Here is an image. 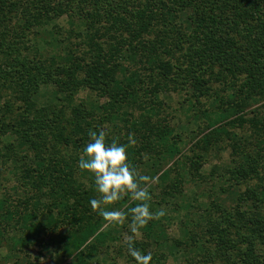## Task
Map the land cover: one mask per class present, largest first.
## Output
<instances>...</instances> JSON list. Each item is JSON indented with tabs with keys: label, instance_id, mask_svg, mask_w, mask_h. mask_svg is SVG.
Masks as SVG:
<instances>
[{
	"label": "trees",
	"instance_id": "trees-1",
	"mask_svg": "<svg viewBox=\"0 0 264 264\" xmlns=\"http://www.w3.org/2000/svg\"><path fill=\"white\" fill-rule=\"evenodd\" d=\"M48 87L57 102L40 107ZM180 117L196 125L187 152ZM90 129L134 135L130 162L165 213L132 239L152 264L184 252L180 264H264V0H0V236L16 231L22 248L50 236L66 264H118L101 253L127 251L126 227L92 209L78 168ZM222 149L229 163L202 173Z\"/></svg>",
	"mask_w": 264,
	"mask_h": 264
},
{
	"label": "clouds",
	"instance_id": "clouds-1",
	"mask_svg": "<svg viewBox=\"0 0 264 264\" xmlns=\"http://www.w3.org/2000/svg\"><path fill=\"white\" fill-rule=\"evenodd\" d=\"M88 137L89 142L84 145L78 158V168L93 181L97 198L89 201L92 209L112 224H119L130 216L133 232L149 221L164 216L163 209L153 211L150 208L148 184L151 178L141 174L130 162L128 149L136 144L134 135H128L126 144L118 143L115 139L108 143L103 130L90 129ZM126 197L136 202L127 213L115 208ZM125 243L128 255L135 264H152L151 253H143L137 249L131 238Z\"/></svg>",
	"mask_w": 264,
	"mask_h": 264
},
{
	"label": "rangeland",
	"instance_id": "rangeland-1",
	"mask_svg": "<svg viewBox=\"0 0 264 264\" xmlns=\"http://www.w3.org/2000/svg\"><path fill=\"white\" fill-rule=\"evenodd\" d=\"M67 23V18L63 17L60 20L57 21V24L63 26ZM67 26V24H66ZM52 87H48L42 91V94L39 97H36L34 101L38 104L40 107H47L51 105H55L57 100L55 99L52 91ZM60 96V95H59ZM61 95L60 97H62ZM64 97V96H63ZM165 101L172 105L173 108L178 107V102L183 100V96L178 94H167L163 96ZM64 99V98H63ZM78 102L84 101V100H90L89 93L85 90L81 91L77 98ZM263 104V103H262ZM179 121H173V123L176 126V130L178 133L184 132L185 134L189 135V145L186 148V152L194 145L196 141L192 139V133L195 132L194 129L196 128L195 124L188 125L189 121L184 118L180 117ZM190 121H192V117L190 118ZM188 125V126H187ZM210 131L206 132L205 134H208ZM203 136V135H202ZM200 136L199 139L202 137ZM9 140H11L9 138ZM231 152L228 149L217 151L210 155L207 158V163L203 167L202 173H211L212 169L217 166H225L230 161ZM146 159V157H145ZM33 164V163H32ZM150 189H152L156 194L159 192V188L157 187L156 181L151 182ZM186 193L189 196H193L196 193V189L194 186H186ZM223 198L227 199L223 196ZM200 203H204L205 199H198ZM164 210L168 213L170 210V206H164ZM171 214V213H169ZM180 218H174L172 226L168 230L169 236L171 238L177 239L179 237H182L183 233L180 231L181 225H180ZM125 226L126 228L121 230V239L126 245V241L131 238V241L133 238H136L138 240L141 239V235L139 231L133 232L130 228V223L128 220L122 221L121 226ZM63 229L58 232V235L63 234ZM133 232V234L131 233ZM18 234L16 231L7 230L6 232H3V236H0V264H66L62 252L59 249L58 245L51 246L50 244V236H45L41 238L40 240L34 238V244H32L28 248H22L21 246H16L14 242L11 240V238L17 236ZM118 248H122L121 245L117 244V248L112 249L111 252H108L107 254L102 252L101 256H108L110 254V258L112 257L116 260L115 262L118 264H129L127 262V251L125 249L118 251ZM104 251V250H103ZM118 251V252H117ZM183 252V251H182ZM189 254L185 255L184 253H177L173 256H170L168 259V264H180L182 260L186 259ZM109 258V257H108ZM109 258V259H110Z\"/></svg>",
	"mask_w": 264,
	"mask_h": 264
}]
</instances>
